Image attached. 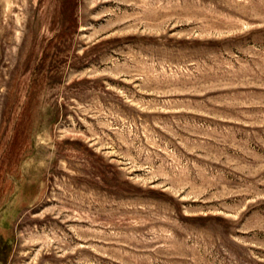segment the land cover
Returning <instances> with one entry per match:
<instances>
[{"label":"rangeland","instance_id":"374dc122","mask_svg":"<svg viewBox=\"0 0 264 264\" xmlns=\"http://www.w3.org/2000/svg\"><path fill=\"white\" fill-rule=\"evenodd\" d=\"M0 264H264V0H0Z\"/></svg>","mask_w":264,"mask_h":264}]
</instances>
